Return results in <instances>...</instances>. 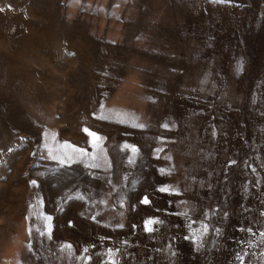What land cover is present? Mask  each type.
Segmentation results:
<instances>
[{"label": "rangeland", "instance_id": "374dc122", "mask_svg": "<svg viewBox=\"0 0 264 264\" xmlns=\"http://www.w3.org/2000/svg\"><path fill=\"white\" fill-rule=\"evenodd\" d=\"M262 233L264 0H0V264H264Z\"/></svg>", "mask_w": 264, "mask_h": 264}, {"label": "snow or ice", "instance_id": "6c2138e0", "mask_svg": "<svg viewBox=\"0 0 264 264\" xmlns=\"http://www.w3.org/2000/svg\"><path fill=\"white\" fill-rule=\"evenodd\" d=\"M237 70H238V71L240 70V66H239V65H238V67H237ZM165 127H166V125H165ZM31 183L35 184V181H32ZM160 191H167V189H166V188H161ZM148 202H149V201H148L147 197H145V198L142 200V203L147 204ZM48 219L50 220L51 218L49 217ZM152 223H153V221H151V220H148V221L145 222V230H146V231H151V230H152L151 227H150V225H151ZM49 230H50V229H49ZM261 235H264V233H262ZM64 247H66V248H70L71 246H70V245H65ZM85 251H87V249H85ZM109 264H115V261H109Z\"/></svg>", "mask_w": 264, "mask_h": 264}]
</instances>
